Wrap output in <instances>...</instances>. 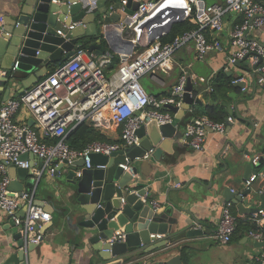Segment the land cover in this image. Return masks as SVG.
Here are the masks:
<instances>
[{
	"label": "built area",
	"instance_id": "built-area-1",
	"mask_svg": "<svg viewBox=\"0 0 264 264\" xmlns=\"http://www.w3.org/2000/svg\"><path fill=\"white\" fill-rule=\"evenodd\" d=\"M98 1L80 0L86 12L97 9ZM165 1L140 0L137 10L127 15L129 22L123 23L122 28L124 36L134 41L135 46L130 52L106 50L96 54L84 48L83 43H77L74 55L23 95L0 101V213H5L19 227L26 245L38 244L44 239L45 227L53 216L36 203L37 184L24 191L10 188L12 177L9 168H32L30 161L22 159V155H36L43 161L41 168L34 169L38 183L46 170L54 175L60 164H72L83 159L84 165L76 170L75 175L80 178L85 168L92 167L93 153L110 156L115 151L139 145L141 138L137 130L142 124L152 120L165 124L173 120L174 114L167 106H181L188 75L183 73L171 94L166 96L151 94L143 85L142 78L149 74L151 79L157 80L156 72L169 66L174 54L182 47L194 44L198 60L206 59L211 52H226V69L235 67L239 60L243 61L247 63L246 74L255 73L253 82L264 85V41L254 36V32L264 26V0H225L224 3L213 4L182 0V21L192 17L196 9L198 27L177 35L171 41L162 42L161 38L167 34L163 32L154 41L139 45L137 27L156 13ZM121 2L126 5L128 0ZM231 14H238L241 19L233 23L225 34L227 16ZM74 27L72 24L69 29ZM115 55L119 57V64L110 71L109 66ZM2 75L5 76V72ZM239 81L246 82L247 78L241 76L234 79L233 83ZM22 109L27 110L34 124L18 118V112ZM229 120H233L232 116ZM84 121H91L103 133L108 128H120L119 141L97 140L88 143L82 150L71 148L66 139ZM211 131L225 133L226 122L215 121L208 116H196L187 124L184 141L201 151ZM152 152L153 149L146 152L143 158H148ZM120 166L133 173L130 158L126 157ZM97 167L105 168L106 165ZM257 178L258 174L251 175L247 180L248 186ZM145 198L148 199L147 192ZM150 202L156 209L159 208L158 201L151 199ZM234 205L232 199L224 202L214 234L215 239L224 244L232 240L238 228L239 220L234 213ZM248 218L257 223L264 221V208L251 212ZM249 234L256 241H264L262 229L250 230ZM123 239L124 233L119 230L112 241ZM256 259L259 264H264V247Z\"/></svg>",
	"mask_w": 264,
	"mask_h": 264
},
{
	"label": "water",
	"instance_id": "water-1",
	"mask_svg": "<svg viewBox=\"0 0 264 264\" xmlns=\"http://www.w3.org/2000/svg\"><path fill=\"white\" fill-rule=\"evenodd\" d=\"M139 4L140 0H128L126 5L119 1L111 8L107 0H99L97 9L86 12L80 0H20L18 10L8 16L7 21L3 18V24L0 25V68L5 72V76L0 78V101L10 98L12 87L17 84L21 87L14 97L23 95L50 72V65L64 63L74 55L77 43H87L88 50L96 54L106 50L130 52L135 44L124 36L122 24L129 22L127 15L133 14ZM183 12L182 0H166L156 13L137 27L139 45L144 46L161 37L163 32L168 33L175 22L182 21ZM72 24L75 27L69 29ZM242 63L239 60L237 66L246 69ZM256 67L257 65L254 66ZM252 76L255 77V73ZM235 85L244 87L245 82L239 81ZM196 103H200V100L195 95L192 78L188 74L183 103L181 106H167L174 113L171 122L158 124L156 120H152L142 124L137 130L141 138L139 145L115 151L110 156L93 153L92 167L85 168L80 178L75 175L76 170L84 165L83 159L72 164H60L59 170L68 169L65 182H48L52 184L50 192H66L72 197L71 213L67 216L69 227L78 233L82 232V237L87 239L88 247L95 253L94 264H139L150 256L151 261L148 264H199L194 259H184L181 252L173 255L171 253L174 244L179 240L178 236L185 233L188 238H195L203 235L204 231L195 228L194 222H186L183 230L173 231V225L179 222L178 217L173 216L175 209H185L168 197V205L159 211L145 198L148 190L143 182L134 177L138 173V167L134 165L132 173L120 166L126 157L134 162L136 157L143 158L152 149V155L158 157L163 149L159 145L162 139L176 135L181 118ZM29 123L34 124V119L31 118ZM229 123L226 119V124ZM119 155H122L121 161L117 159ZM36 157L32 153L22 155V159L29 161ZM100 164L106 167H97ZM10 169V188L14 191L26 190L18 176L23 178L28 169L16 166H11ZM251 171L252 166L248 164L245 174L247 180ZM41 179L35 183L36 179L32 176L26 185L33 188L37 184V191ZM251 194V188L241 194L232 191L230 187L224 188V196L235 197L239 208L245 212L259 209L246 207L244 198L248 203L255 199V196L248 198ZM180 199L184 200L183 197ZM259 199L261 207L264 208V194ZM40 205L52 213L56 210L53 201L46 204L40 200ZM194 220L200 223L198 219ZM72 221L75 222L70 224ZM10 222L16 226L13 220ZM119 230L124 233V239L112 241ZM152 234L163 236H151ZM15 238L16 246H9L7 243L1 245L3 264H21L26 260L29 251L37 246L36 243L26 245L19 229ZM260 243L264 246V241ZM179 250L183 248L180 247Z\"/></svg>",
	"mask_w": 264,
	"mask_h": 264
},
{
	"label": "crops",
	"instance_id": "crops-1",
	"mask_svg": "<svg viewBox=\"0 0 264 264\" xmlns=\"http://www.w3.org/2000/svg\"><path fill=\"white\" fill-rule=\"evenodd\" d=\"M119 1L121 0H107V4L113 6ZM198 2L213 4L224 3L225 0H198ZM19 4L20 0H0V25L3 24L1 18L7 21L8 16L18 10ZM236 17L232 14L227 16L225 34L236 22ZM254 36L264 41V26L256 30ZM195 53L194 44L184 46L174 54L169 66L156 72L157 80L149 76L152 84L146 85L147 90L156 96H166L171 94L183 73L189 74L200 103L194 104L190 111H186L173 138L162 139L159 145L163 149L160 150L158 157L150 155L148 158L135 159L132 162L133 166L138 167V173L134 177L143 182V186L147 188L149 202L151 199L158 201L159 211L164 210L168 205V197L185 209V211L175 209L173 216L178 217L179 222L173 225V231L183 230L186 222H194L195 228L204 231L203 235L195 238H188L185 233L178 236L179 240L174 244L171 255L181 252L185 256L184 259L191 258L199 264H259L256 258L264 246L250 236V228L244 227L242 223L248 220L251 212H245L244 209L239 208L235 197L226 198L224 188L230 187L237 194L251 188L252 194L248 198L255 196V199L248 203L244 198L246 207H261L259 196L264 194L262 192L264 191V85H256L252 80L255 78L252 73L246 74V69L242 67L236 65L226 69V52H211L204 60L196 59ZM118 64L113 67L110 65V71L115 70ZM245 64L242 63V66L245 67ZM54 65H50L49 70ZM223 70L235 79L241 76L246 77L247 88L236 86L233 82L230 85L224 82L219 88L216 87L217 75ZM3 72L0 68V78L3 77ZM20 87V84L13 86L10 97H14ZM208 104L224 109L225 122L230 116L233 120H229L230 123L226 124L225 133L209 132L204 149L198 151L184 141L186 127L194 117L206 116L194 113L196 111L200 113L201 107ZM18 118L29 123L31 116L27 110L22 109L18 112ZM103 134L112 142L119 141L120 128H108ZM121 158L122 155L117 157L120 161ZM30 163L33 169L26 170L23 178L18 176L21 183L26 186V190L32 188L26 185L27 180L34 177V169L41 168L43 161L36 157ZM248 164L252 166L251 175L258 174V178L250 186L245 178ZM67 174L68 169L59 170L58 167L54 175L46 170L42 177L36 191V202L40 205V200L46 204L53 201L56 210L52 213L42 206L51 212L53 219L45 227L44 239L29 251L26 260L21 264L95 263V253L88 247L87 239L82 237V232L78 233L74 228L69 227L67 216L71 213L72 197L70 198L66 192L61 194L58 191L56 193L49 190L52 185L50 183L55 184L60 181L64 183ZM227 199L234 201L233 210L239 224L232 240L224 244L217 241L214 234L220 221L221 207ZM0 218V248L4 243L16 246L15 234L19 227L13 226L11 219L5 213H0ZM194 218L200 223H197ZM258 225L264 231V221ZM159 235L163 236L162 234L155 236ZM180 247L183 250H179ZM150 261L151 256L139 264H148ZM3 262L4 256L0 251V264Z\"/></svg>",
	"mask_w": 264,
	"mask_h": 264
},
{
	"label": "trees",
	"instance_id": "trees-1",
	"mask_svg": "<svg viewBox=\"0 0 264 264\" xmlns=\"http://www.w3.org/2000/svg\"><path fill=\"white\" fill-rule=\"evenodd\" d=\"M236 15V22L240 21L241 16L238 14H232ZM197 10L195 9L192 13V17H190L187 20L175 22L171 28V30L161 38L162 42H167L173 40L177 35L184 33L185 31L192 30L198 27L199 23L197 21ZM196 20V21H195ZM83 47L88 49V44L83 43ZM63 63V62H62ZM60 63V64H62ZM117 63H119V57L115 55L114 61L111 64L112 67L115 66ZM59 64V65H60ZM59 65H54L49 73H52ZM235 78L228 74L227 71H220V73L217 75V78L215 80L216 87H220L224 82L227 84H231ZM214 96V95H213ZM216 96V94H215ZM202 111L200 113H197V111L194 113L195 115H206L209 118L219 121V122H225L226 112L224 109L220 106L208 104L204 107H201ZM108 141L112 142L105 134L102 133L100 128L95 127L91 121H84L81 124H79L75 129L71 131V133L68 135L66 141L68 145L77 150H82L88 143H91L93 141ZM248 218L247 221L242 222L244 227H249L250 230H259L260 226L257 222L253 221Z\"/></svg>",
	"mask_w": 264,
	"mask_h": 264
},
{
	"label": "rangeland",
	"instance_id": "rangeland-1",
	"mask_svg": "<svg viewBox=\"0 0 264 264\" xmlns=\"http://www.w3.org/2000/svg\"><path fill=\"white\" fill-rule=\"evenodd\" d=\"M149 74L148 75H146V76H144L143 78H142V83H143V85L146 87V85H148V84H152V82L149 80Z\"/></svg>",
	"mask_w": 264,
	"mask_h": 264
}]
</instances>
